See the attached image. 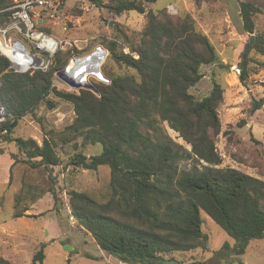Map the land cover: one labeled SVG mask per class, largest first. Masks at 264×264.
Instances as JSON below:
<instances>
[{
  "label": "trees",
  "instance_id": "obj_1",
  "mask_svg": "<svg viewBox=\"0 0 264 264\" xmlns=\"http://www.w3.org/2000/svg\"><path fill=\"white\" fill-rule=\"evenodd\" d=\"M92 1L103 7L102 0ZM156 1L109 0L104 4L115 17L132 11L144 15L146 24L142 31L130 32L113 22L110 34L102 37L108 54L101 71L109 83L94 82L99 96L54 82L56 73L79 53L77 49L59 51L47 68L23 73L12 70L10 61L0 54V105L7 118L0 123V133L7 130L4 141L15 144L23 157L12 155L13 166L23 162L34 169L61 165L57 141L70 144L82 138L83 144L101 145V153L86 156L75 144L69 165L87 171L108 167V199L98 202L87 193L71 191L69 204L80 227L120 262L182 264L173 258L175 254L208 249L202 213L234 239V245L225 243L222 251L243 256L251 242L264 239V179L219 168L223 159L216 146L222 131L218 108L224 87L214 82L203 99L191 93L203 79L200 69L219 63V54L210 37L197 30L189 12L172 17L166 8L148 9ZM192 1L200 8L223 0ZM12 4L13 0H0L4 27L11 15L4 10ZM260 12L253 3H240L242 34H255L254 18ZM251 52L264 56L263 36L256 34L255 43L243 54L239 80L244 87L252 72ZM60 102L71 104L75 112L64 130L49 129L42 144L33 138L13 137L19 120L36 115L41 105L53 111ZM263 108L264 98L253 100L250 113ZM168 130L191 149L174 141ZM184 161H193V167L180 170ZM50 193L57 204L54 188ZM46 246L40 244L31 264L44 262ZM0 264L13 263L0 256Z\"/></svg>",
  "mask_w": 264,
  "mask_h": 264
},
{
  "label": "rangeland",
  "instance_id": "obj_2",
  "mask_svg": "<svg viewBox=\"0 0 264 264\" xmlns=\"http://www.w3.org/2000/svg\"><path fill=\"white\" fill-rule=\"evenodd\" d=\"M84 1L92 10L79 26L69 24L67 31L51 23L36 27L61 42L57 52L66 53L77 49L79 53L73 57L79 59L91 55L102 46V37L110 34L109 27L113 22L122 24L130 32H140L145 27L144 15L137 12L124 13L119 17L110 14L104 7L109 0H102L103 7L96 6L92 0ZM241 2L253 3L261 10L254 18V35L240 32ZM76 3L77 0L68 1L69 14H80ZM147 7L153 11L166 8L172 17L189 12L195 19L197 30L210 37L219 54V63L200 69L203 79L191 89V93L197 99H203L210 94L214 82L221 83L224 87V100L218 108L222 131L216 146L223 159L219 168H233L264 179V108L253 115L250 113L253 100L264 98V56L251 52L252 72L247 87L239 80L243 54L253 46L247 49L250 37L256 34L264 37V0H223L205 3L200 8L192 0H157ZM170 7L177 13L170 12ZM1 25L4 27L3 23ZM6 41L11 44L18 41L21 45L17 44L15 47L23 45L31 54L42 55L37 49V43L12 29L8 31ZM71 59L68 65L71 64ZM45 61L47 66V56ZM89 80L93 84L101 82L94 77ZM54 82L69 90L56 75ZM35 114L18 121L13 137L33 138L42 144L49 129L62 131L75 117L72 105L65 102H60L53 111L41 105ZM168 133L174 141L187 150L191 149L176 132L168 130ZM3 136L5 135L0 133V151L11 157L17 155L18 158H23L15 144L6 143ZM75 144L78 152L86 156L102 151L101 145L83 144L82 138L70 144L57 141L56 151L62 161L60 166L34 169L19 162L12 167L11 173L6 170L9 158L0 159V256L4 259L13 264H31L40 244L46 243L45 260L42 264H124L102 251L91 234L85 232L72 216L69 192L87 193L98 202H105L110 193L108 167L87 171L69 165V159L75 152ZM193 165V161H184L179 168L188 171ZM6 176L7 182L4 179ZM53 188L59 198L57 204L50 193ZM16 215L21 217L16 218ZM202 219L203 233L208 237V249L175 254V260L182 264H264V239L251 242L243 256L229 254L227 250L222 251V247L225 243L233 246L234 239L205 213H202Z\"/></svg>",
  "mask_w": 264,
  "mask_h": 264
},
{
  "label": "built area",
  "instance_id": "obj_3",
  "mask_svg": "<svg viewBox=\"0 0 264 264\" xmlns=\"http://www.w3.org/2000/svg\"><path fill=\"white\" fill-rule=\"evenodd\" d=\"M68 1L69 0H13L12 6L4 10L11 12V15L9 16L10 22L7 27H3L0 23V54L10 61L12 70L23 73L29 70L45 69L51 64V59L59 50L61 42L52 35L37 30L36 27L39 24L51 23L67 31L69 24H73L74 27L79 26L92 10V7L88 6L84 0H77L76 6L80 14H69L67 10ZM169 11L177 13L173 7H170ZM11 29L19 34H24L28 39L30 38L37 43V49L42 55L31 54L23 45L22 47L27 54L21 52L19 54H14L12 57L2 54V47L13 49L17 44H20L18 41H16L15 44L6 41V35ZM101 47L99 46L98 48ZM102 49L106 50L104 47ZM44 55L48 57L49 64L47 66H45L46 61ZM31 57L35 59L36 65L28 66L30 61H32V63L34 62ZM73 59L78 58L73 57ZM67 67H69V65ZM6 121L5 109L0 105V123H5ZM1 134H7V130L1 131Z\"/></svg>",
  "mask_w": 264,
  "mask_h": 264
},
{
  "label": "bare ground",
  "instance_id": "obj_4",
  "mask_svg": "<svg viewBox=\"0 0 264 264\" xmlns=\"http://www.w3.org/2000/svg\"><path fill=\"white\" fill-rule=\"evenodd\" d=\"M2 54L12 57L14 54L25 53V49L22 46L13 47V49L2 47ZM27 54V53H25ZM106 51L102 48H97L91 55L81 58L73 59L68 68V73L79 81H87L90 77L102 78L101 65H103L106 59ZM31 59H33L31 57ZM30 61L28 66L36 65L35 59Z\"/></svg>",
  "mask_w": 264,
  "mask_h": 264
},
{
  "label": "water",
  "instance_id": "obj_5",
  "mask_svg": "<svg viewBox=\"0 0 264 264\" xmlns=\"http://www.w3.org/2000/svg\"><path fill=\"white\" fill-rule=\"evenodd\" d=\"M254 40H255V36H251L250 37V43L248 44L247 49L251 45H253ZM101 48H103V47H101ZM105 51L107 53V50H105ZM106 57H107V55H106ZM68 68L69 67L65 68L64 70L57 72L56 77H58L66 86H68L69 90H73V91L89 90V91L93 92L94 94H96L97 96L100 95L98 89L96 88V86L93 83H91L89 80L79 81V80L75 79L73 76H71L68 73ZM100 81L105 82V83H109V80L104 76L103 73H102V78L100 79ZM16 124H17V121H15L12 124V128H14L16 126Z\"/></svg>",
  "mask_w": 264,
  "mask_h": 264
},
{
  "label": "crops",
  "instance_id": "obj_6",
  "mask_svg": "<svg viewBox=\"0 0 264 264\" xmlns=\"http://www.w3.org/2000/svg\"><path fill=\"white\" fill-rule=\"evenodd\" d=\"M4 157V158H9V161H7L6 163V170L9 171L11 173L13 164H14V160L12 159V157L10 155H8L7 153L1 154L0 153V159ZM1 176V175H0ZM7 182L8 176H6V178H4Z\"/></svg>",
  "mask_w": 264,
  "mask_h": 264
}]
</instances>
